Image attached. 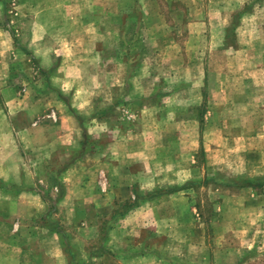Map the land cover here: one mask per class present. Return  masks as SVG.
Listing matches in <instances>:
<instances>
[{
	"label": "rangeland",
	"instance_id": "1",
	"mask_svg": "<svg viewBox=\"0 0 264 264\" xmlns=\"http://www.w3.org/2000/svg\"><path fill=\"white\" fill-rule=\"evenodd\" d=\"M3 71L12 125H85L90 189L123 173L93 253L264 264V0H0Z\"/></svg>",
	"mask_w": 264,
	"mask_h": 264
},
{
	"label": "crops",
	"instance_id": "2",
	"mask_svg": "<svg viewBox=\"0 0 264 264\" xmlns=\"http://www.w3.org/2000/svg\"><path fill=\"white\" fill-rule=\"evenodd\" d=\"M9 76L4 71L0 74V91L7 102L13 97ZM7 107L0 105V264H160L150 252L136 251L132 241L119 251L102 249V241L97 253L87 245L91 211L108 214L113 210L112 197L129 191V186L123 182V173L112 171L106 165L108 158L100 157L106 164L100 165L94 182L101 187L95 192L90 189L86 179L93 165H85L90 140L83 132L85 125H12ZM63 145L73 149L65 155L69 158L58 153ZM104 145L101 140L99 147ZM66 160L68 164L60 168L58 162ZM157 198L154 194L134 206L149 204L154 209ZM63 210L68 212L65 219L59 217ZM71 226L79 227L78 235Z\"/></svg>",
	"mask_w": 264,
	"mask_h": 264
},
{
	"label": "trees",
	"instance_id": "3",
	"mask_svg": "<svg viewBox=\"0 0 264 264\" xmlns=\"http://www.w3.org/2000/svg\"><path fill=\"white\" fill-rule=\"evenodd\" d=\"M83 145H85V144L83 143ZM159 192H162V191H159ZM154 194H155V195L158 194V191L152 192V193H151V196H153Z\"/></svg>",
	"mask_w": 264,
	"mask_h": 264
}]
</instances>
